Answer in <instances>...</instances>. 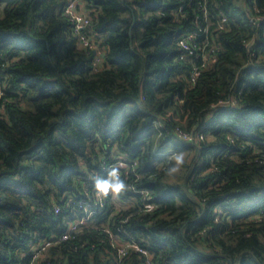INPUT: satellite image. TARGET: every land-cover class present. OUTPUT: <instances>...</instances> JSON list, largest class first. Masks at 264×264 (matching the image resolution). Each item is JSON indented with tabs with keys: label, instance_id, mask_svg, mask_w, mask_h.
<instances>
[{
	"label": "trees",
	"instance_id": "obj_1",
	"mask_svg": "<svg viewBox=\"0 0 264 264\" xmlns=\"http://www.w3.org/2000/svg\"><path fill=\"white\" fill-rule=\"evenodd\" d=\"M67 1L0 0V264H117L111 234L154 264H264V0H83L96 69ZM118 160L126 209L99 208Z\"/></svg>",
	"mask_w": 264,
	"mask_h": 264
},
{
	"label": "built area",
	"instance_id": "obj_2",
	"mask_svg": "<svg viewBox=\"0 0 264 264\" xmlns=\"http://www.w3.org/2000/svg\"><path fill=\"white\" fill-rule=\"evenodd\" d=\"M64 15H66L72 24L74 25V34L77 38H79L80 43L83 47L88 48L89 50L94 51L96 57L93 62V68H97L98 65L103 61L104 57V50L101 46H99L98 42L94 38L87 37L84 35V31H86L88 28H90L92 19L87 13V9L85 7V4L83 0H68L65 7H64ZM188 37H184L180 40V44L184 49L189 51V53L193 52V48L188 44L187 39ZM186 38V39H185ZM197 71L193 74V78L195 75H197ZM1 84H0V93H1ZM178 134L186 141H193V140H202L204 139V135L202 133L198 134H190L183 130H178ZM117 167L119 168H125L127 167L126 163L123 160H118L116 162ZM143 195L144 200V208L146 211H151L155 209L156 204L151 201V195L146 190L141 191ZM106 194H112V192L108 193H100L98 192L96 194L97 202L96 205L99 208H103L104 205V196ZM86 214L82 216L81 218L77 219L76 221L70 222L68 229L60 236L58 237V241L65 240L71 237L73 233L78 231L79 225H86L90 222V218L95 213V208L88 207L85 209ZM109 231V230H107ZM111 241L113 245L117 248V257L116 262L117 264H125V260L127 255L131 251H136L141 253V255L145 256L146 258V264H154L152 261V252L141 245V243L135 239V237L129 236L127 239L126 237L121 236L120 234H111ZM49 244L46 243V245L42 248L45 249L46 246ZM39 255V252L36 253L35 256Z\"/></svg>",
	"mask_w": 264,
	"mask_h": 264
},
{
	"label": "clouds",
	"instance_id": "obj_3",
	"mask_svg": "<svg viewBox=\"0 0 264 264\" xmlns=\"http://www.w3.org/2000/svg\"><path fill=\"white\" fill-rule=\"evenodd\" d=\"M173 156L174 163H171L168 168V174L175 173L184 163L182 154L173 153ZM91 179L93 189L100 193L114 192L118 194L127 188L126 180L121 176L119 167H112L106 175H99Z\"/></svg>",
	"mask_w": 264,
	"mask_h": 264
},
{
	"label": "rangeland",
	"instance_id": "obj_4",
	"mask_svg": "<svg viewBox=\"0 0 264 264\" xmlns=\"http://www.w3.org/2000/svg\"><path fill=\"white\" fill-rule=\"evenodd\" d=\"M181 154L183 155V158H184V161H185L186 160V158H185L186 153L184 152V153H181ZM186 162H188V160H186ZM182 169H183V166L181 165L179 167V169L175 173H173L171 175L170 180H178V176L181 173ZM112 194H113L112 199H113V202H114V205H115L116 209H126L125 202L120 200L116 193L112 192ZM127 203H133V199H127Z\"/></svg>",
	"mask_w": 264,
	"mask_h": 264
},
{
	"label": "water",
	"instance_id": "obj_5",
	"mask_svg": "<svg viewBox=\"0 0 264 264\" xmlns=\"http://www.w3.org/2000/svg\"><path fill=\"white\" fill-rule=\"evenodd\" d=\"M0 72H1V69H0Z\"/></svg>",
	"mask_w": 264,
	"mask_h": 264
}]
</instances>
